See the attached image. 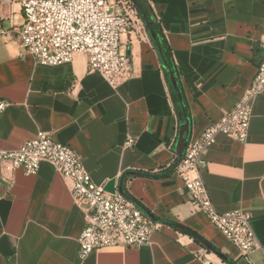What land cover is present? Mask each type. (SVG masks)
Listing matches in <instances>:
<instances>
[{"label": "crops", "instance_id": "crops-1", "mask_svg": "<svg viewBox=\"0 0 264 264\" xmlns=\"http://www.w3.org/2000/svg\"><path fill=\"white\" fill-rule=\"evenodd\" d=\"M145 1L172 54L190 120L188 140L197 138L233 109L256 73L264 0ZM121 42L133 76L112 87L88 72L83 54L42 66L14 39L0 37V99L8 104L0 116V149H18L45 133L81 157L94 184L122 192L162 227L149 244L96 249L80 262L85 207L74 204L70 181L42 162L34 175L18 169L8 179L0 172V264H246L194 210L176 170L164 177L176 161L183 121L153 40L131 33ZM205 161L202 180L214 209L249 213L259 244L251 258L264 264V92L253 103L247 140L219 135Z\"/></svg>", "mask_w": 264, "mask_h": 264}, {"label": "built area", "instance_id": "built-area-1", "mask_svg": "<svg viewBox=\"0 0 264 264\" xmlns=\"http://www.w3.org/2000/svg\"><path fill=\"white\" fill-rule=\"evenodd\" d=\"M7 22L4 30L2 22ZM137 33L148 38L146 27L130 0H0V37L14 39L24 54L42 66L69 63L76 54L86 57L88 72L98 73L112 87L129 81L132 63L122 49L123 36ZM262 54L256 73L236 105L199 137L188 140L176 173L194 210L240 252L246 264L259 249L249 213L217 212L202 180L205 155L217 136L240 143L247 140L252 106L264 92V28L260 38ZM0 99V116L7 107ZM132 144L131 140L126 146ZM42 162L70 181V194L84 208L85 226L78 238L77 258L84 261L96 249L140 247L150 243L162 224L149 218L122 192L106 193L92 182L81 157L68 145L39 132L18 149H0V172L12 179L20 169L26 176L37 173Z\"/></svg>", "mask_w": 264, "mask_h": 264}, {"label": "water", "instance_id": "water-1", "mask_svg": "<svg viewBox=\"0 0 264 264\" xmlns=\"http://www.w3.org/2000/svg\"><path fill=\"white\" fill-rule=\"evenodd\" d=\"M130 1H131L132 5L134 6V8L138 11L139 15L141 16V18L145 24V27L149 33L150 38L153 41H155L156 36H155V33L153 32L152 27H151L152 23L148 20L145 12L142 10V8L138 4V2L136 0H130ZM158 53H160L159 47H158ZM168 78H169L170 85H171L172 89L175 91V93L177 95V99H178V102L180 104V113L179 114H180V118L183 121V123L179 126L178 137H177V141L175 144V159H176V161L173 164V166L165 173L164 177L168 176L170 173H172L174 170L177 169V166H178L179 162L181 161V159L183 157V153L186 149L188 138H189V133H190V122H189V119L186 115L184 105L182 103L181 93H180V90H179L178 85H177L176 77L174 76V74L171 71H169L168 72ZM131 174H139V173H131ZM144 212L148 217H150V218L152 217L148 212H146V211H144ZM197 240L207 250L213 252L219 258H221L225 261L227 260L224 255L217 252L207 242H205L204 240H202L200 238H197Z\"/></svg>", "mask_w": 264, "mask_h": 264}, {"label": "trees", "instance_id": "trees-1", "mask_svg": "<svg viewBox=\"0 0 264 264\" xmlns=\"http://www.w3.org/2000/svg\"><path fill=\"white\" fill-rule=\"evenodd\" d=\"M136 1L138 2L140 7L142 8V10L145 12L148 20L152 23L151 27H152L153 32L155 33V36H156L155 41H153V45L157 49H158V47L160 48L159 57H160L161 62L163 64L162 65V71H163L166 83L168 85L170 96H171V98H172V100H173V102L175 104L176 111H177L178 114L180 113V104H179V102L177 100V95H176L175 91L172 89V87L170 85V81H169V78H168V72L169 71H171L174 74V76L176 77L177 85H178V88H179L180 93H181L182 103L184 105L186 115H187V117L189 119L187 105H186V102H185V99H184V96H183V93H182L181 86H180L178 78H177V73H176L174 62H173L172 54H171V51H170V49H169V47H168V45L166 43V40L164 38V35H163L162 30L160 28V25H159L158 21L155 19L154 14H153L149 4L145 0H136ZM140 18H141V16H140ZM141 20H142V18H141ZM189 122H190V120H189ZM178 230L181 233L189 235V236H191L193 238L196 237L192 232H190L186 228H180Z\"/></svg>", "mask_w": 264, "mask_h": 264}, {"label": "rangeland", "instance_id": "rangeland-1", "mask_svg": "<svg viewBox=\"0 0 264 264\" xmlns=\"http://www.w3.org/2000/svg\"><path fill=\"white\" fill-rule=\"evenodd\" d=\"M3 27H5V28L7 27V22L3 23Z\"/></svg>", "mask_w": 264, "mask_h": 264}]
</instances>
